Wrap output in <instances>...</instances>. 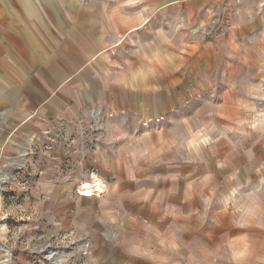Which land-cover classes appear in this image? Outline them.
Instances as JSON below:
<instances>
[{
  "label": "rangeland",
  "instance_id": "374dc122",
  "mask_svg": "<svg viewBox=\"0 0 264 264\" xmlns=\"http://www.w3.org/2000/svg\"><path fill=\"white\" fill-rule=\"evenodd\" d=\"M31 1L45 28L68 33L49 42H73L82 65L100 54L129 67L162 37L198 43L204 79L184 112L153 126L17 127L0 112V264H264V0ZM7 28L0 89L46 64L19 56L29 71L3 70L10 48L25 54Z\"/></svg>",
  "mask_w": 264,
  "mask_h": 264
},
{
  "label": "crops",
  "instance_id": "0c3cea01",
  "mask_svg": "<svg viewBox=\"0 0 264 264\" xmlns=\"http://www.w3.org/2000/svg\"><path fill=\"white\" fill-rule=\"evenodd\" d=\"M113 17L118 15L115 13ZM58 20L53 17L57 24ZM43 23L42 19L36 38L37 44L43 47L41 52L16 56L5 53L11 62L2 64V69H13L17 73H26L31 67L20 66L15 58L55 54V65L48 57H43L42 62L46 64L41 66L40 74L35 78L19 79L9 88L0 89V112H4L7 122L14 126L19 127L32 119L42 124L59 119L74 126L79 118L91 120L96 129L158 125L168 114L184 112L203 86L204 73L196 70L200 59L198 43L187 45L181 40L168 44L161 37L159 48L152 46L153 43L147 44L146 58L135 53L129 67L121 62L109 64L107 57L100 54L94 65H82L83 61L73 55L74 43L64 38L68 33L59 25L55 29L57 32L52 31ZM56 33L64 36L63 43L49 42ZM23 43L24 47L28 45L27 40ZM209 48L210 43H206L204 50L209 51ZM82 59L85 60L83 56ZM142 62L144 66L139 65ZM42 69L52 70L54 83L51 80L47 84L42 82L48 78L43 76ZM109 118L113 119L108 121ZM129 119L133 124L127 123Z\"/></svg>",
  "mask_w": 264,
  "mask_h": 264
},
{
  "label": "bare ground",
  "instance_id": "6f19581e",
  "mask_svg": "<svg viewBox=\"0 0 264 264\" xmlns=\"http://www.w3.org/2000/svg\"><path fill=\"white\" fill-rule=\"evenodd\" d=\"M10 1H12L11 4L9 3L10 5L9 4L8 5L3 4L4 5L3 7H4V10H7L8 6L10 7V9L7 10L8 11L7 15L11 16V18H12L11 22L12 23H9V25H8L7 18L5 16L2 17V15L0 14V16L3 19V20L0 21V28L2 30H6L7 25H8L7 29L10 28V30H9L10 38L9 39L13 43L19 44V42L23 43V41L27 40L28 45L26 47H24L26 45L25 42L23 43L24 46L22 44H19V47H20V50H21L20 53L38 52L37 51V47H35L34 41L37 40L36 38H37L38 34L40 33V32L38 33V30L41 28L40 22L42 21V18L41 17L39 18L40 15H37V13H36L37 9H36L35 4L31 0H30V2H29V0H10ZM13 5H18L17 12H16V10L13 9V7H12ZM54 8L55 7L52 6V9H54ZM4 10L0 6V11H4ZM48 11H49V9H48ZM58 15L61 16V17H66V15H63V13L61 11L60 12L58 11ZM78 15L80 16L81 14H79L78 12L77 13L75 12L74 14H67V16L69 18H74V17H77ZM53 17H55V16L53 15ZM19 30L23 31L22 35H21L22 38H20L17 35V33H18L17 31H19ZM22 48L24 49V51H22ZM8 51H9L8 53H10L11 49H9ZM12 52H17V51H12ZM98 185H99L98 183H95L93 186L97 187ZM84 187H86L87 191L85 193H82V195L83 196H88L90 194L89 186H84ZM98 191H101V190L99 189Z\"/></svg>",
  "mask_w": 264,
  "mask_h": 264
}]
</instances>
